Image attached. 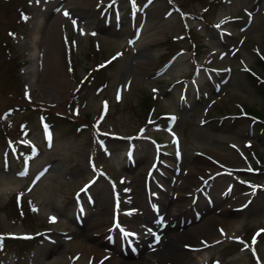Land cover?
<instances>
[{
  "label": "rangeland",
  "instance_id": "rangeland-1",
  "mask_svg": "<svg viewBox=\"0 0 264 264\" xmlns=\"http://www.w3.org/2000/svg\"><path fill=\"white\" fill-rule=\"evenodd\" d=\"M47 8L52 25L38 14ZM54 47L58 72L41 84L37 76L53 66ZM260 55L264 0H0V234L33 233L2 238L0 264H86L74 243L76 217L98 216L106 238L113 224L123 229L129 212L142 210L126 199L136 189L131 172L139 170L147 208L162 195V202L192 206L189 221L175 219L179 227L213 215L235 221L226 228L213 220L209 237L181 238L180 248L199 251L183 264H258L252 254L264 264V122L252 118H264V92L246 73L264 76ZM140 58L148 62L136 68ZM123 61L126 69L117 71ZM40 110L49 115L50 144ZM164 111L175 113L179 143L175 152L169 143L147 174L152 139L167 138ZM17 136L37 152L27 157L30 148L17 143L22 150H10L8 139ZM79 147L88 149L87 161ZM88 179L76 199L74 190ZM148 231L149 238L158 233ZM99 255L87 264L103 263L95 262Z\"/></svg>",
  "mask_w": 264,
  "mask_h": 264
},
{
  "label": "bare ground",
  "instance_id": "bare-ground-1",
  "mask_svg": "<svg viewBox=\"0 0 264 264\" xmlns=\"http://www.w3.org/2000/svg\"><path fill=\"white\" fill-rule=\"evenodd\" d=\"M50 10L51 8H47V9H42L41 11L38 12V14L42 16L40 17L43 18L45 23H48V25L53 24V15L51 14ZM149 12L151 14H154L155 10L151 9ZM121 30L122 28L117 31H121ZM114 31L115 30H113V32ZM31 44H32V47L35 48L36 50L35 51L36 53L34 52L35 55L37 54V56L39 57V54L41 53L39 52L40 50L38 46L35 45V42L30 43V46ZM139 57H142V56H139ZM60 62L61 60H60L59 53L56 47H54L53 66H46L47 71L45 72V75H43V77L42 75L41 77L37 76L38 81L41 84L53 83V77L58 72V68H59L58 65H60ZM146 62L148 61H145L144 58H140V60L133 63L134 64L133 66H135L136 68H140L142 65H146ZM125 69H126V63L123 61L122 65L117 69V71L118 70L122 71ZM128 70H130V67L129 69H127V71ZM79 149L81 150V153L86 155L85 158L87 161L88 160V149L85 150L81 147H79ZM210 158L212 159V157ZM203 161L208 163V161L202 158L200 162H203ZM139 171L131 172L133 186L135 185L136 189L133 191L131 188L133 193L129 197H126V199H128L127 202L129 201L130 203H133V205L138 204L140 207H142V210L138 212V214H135V215H134V212L131 213L132 211H130L129 216H126V217L132 222L125 223L127 225L128 224L130 225L127 227L124 224V228H123L126 232L134 233V234L128 233L127 235L130 237L134 236L133 243H132L134 247L130 248L127 245H125V243L123 244V238H122L123 234H120V232L116 231L114 228L108 227V230L105 229L106 231H108L107 234L109 236L107 238L103 237L104 236V235L102 236V233L104 230V225L102 224L103 220H101L98 216H95V215H90V214H89L90 216L85 215V218L82 221H80L77 224V226H75V228H73L72 233L75 236H77V239L74 241L75 245L79 246L83 250L82 251L83 254L81 255H83L84 258H87L86 264L89 262L91 258L94 257V254L96 255V253L100 255L97 258L98 260L96 259L95 261H97V263L102 261L103 263L101 264H158L161 262V260L163 261V263L161 264H169L168 261L170 262L172 261L171 264H183L185 262L187 263L188 260L191 258V256H193L195 253H199V251H194L191 249H184L183 247L180 248L177 243L181 238L193 239L194 236L196 238L201 237L200 234H204L207 236L210 235V232L212 231L213 220H217L218 222L219 221L224 222L225 225L226 224L228 225V226L226 225V228L231 227V225L235 222L231 216L224 217L221 215H213V217L211 218L206 217L204 220H200L199 222L192 223L189 226L182 225L179 227L180 224L179 222H176L175 219L177 217H180V218L182 217V220H183L182 222L185 223V221H189L188 218H190V215L192 216L193 214L192 211L190 210L192 206L185 205L186 203L182 202L181 200L180 201L178 200L179 202L175 203L173 202L172 198L169 199L167 202L166 201L162 202L163 199L166 200L165 195H162L161 198L160 197L157 198L158 196L157 197L153 196V199H152L153 202L151 201L152 202L151 204L152 206L153 205L154 206L153 207L149 206L147 208L143 200V197H142L143 192L141 193L140 191L141 189L138 187ZM126 179L130 180V177L128 176ZM186 180L189 185L190 184L191 186L193 185L194 179L192 176H187ZM100 190L101 189L96 190L97 192L96 199H97V203L100 204V207L101 206L103 207L102 210L104 211V210H107L106 209L107 208V204H106L107 196L103 192H100ZM150 198L152 197L150 196ZM124 199L125 198H123L120 202L122 203ZM155 201L158 202V205L155 204ZM170 204L174 206V208H172L173 211H170L168 208V205ZM99 212L101 214V210ZM96 214H99V213H96ZM158 215L160 216L162 215L163 217H166L168 220L167 224L164 225L163 227L157 226L155 222V217ZM150 228L158 229V232L160 231L159 242H157L156 239H152L151 237L149 238V235H147V232H149L148 230ZM108 247H110L111 249H109Z\"/></svg>",
  "mask_w": 264,
  "mask_h": 264
},
{
  "label": "trees",
  "instance_id": "trees-1",
  "mask_svg": "<svg viewBox=\"0 0 264 264\" xmlns=\"http://www.w3.org/2000/svg\"><path fill=\"white\" fill-rule=\"evenodd\" d=\"M258 62L262 65V67H264V61L262 59H258ZM248 76L250 77V81L252 83V85L260 92H264V83L261 81H255L254 77H252L249 73ZM40 104H31V107H38V109H42L43 107L46 106H39ZM41 107V108H40ZM34 111V109L32 110ZM41 111V110H40Z\"/></svg>",
  "mask_w": 264,
  "mask_h": 264
},
{
  "label": "snow or ice",
  "instance_id": "snow-or-ice-1",
  "mask_svg": "<svg viewBox=\"0 0 264 264\" xmlns=\"http://www.w3.org/2000/svg\"><path fill=\"white\" fill-rule=\"evenodd\" d=\"M249 170H251V169H249ZM51 220L54 222L55 218H51ZM156 241L159 242V237L158 236L156 237ZM205 246H207V245H205Z\"/></svg>",
  "mask_w": 264,
  "mask_h": 264
}]
</instances>
